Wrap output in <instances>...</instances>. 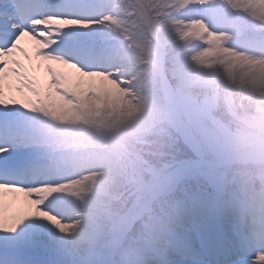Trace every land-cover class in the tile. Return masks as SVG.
Here are the masks:
<instances>
[{
	"label": "rangeland",
	"instance_id": "rangeland-1",
	"mask_svg": "<svg viewBox=\"0 0 264 264\" xmlns=\"http://www.w3.org/2000/svg\"><path fill=\"white\" fill-rule=\"evenodd\" d=\"M128 1L62 0L69 6L68 8L79 9L88 14L82 17L63 14L56 17L57 19L95 22L87 28L79 25L67 27L70 31L64 40L51 35L46 38L40 37L35 41L36 45L28 43L32 46L27 52L10 53L3 57L6 58L5 61L9 57L12 58L10 69L8 63L0 66V99H14L29 105L26 108L21 103L0 104V112L12 113L25 135L26 146L22 147L20 152L24 154L23 158L26 160L24 165L28 168L18 170L17 177L32 179L28 190H35L32 195L25 190L16 191L0 187V224H7L9 218L22 220L23 223L17 228V232L27 223L43 224L51 234L54 252L63 253L68 249L75 252L77 248H83L87 256L80 259L86 264L91 259L89 257L92 256L95 244L90 238L93 230L90 225L95 223L97 208L84 195L94 191L93 187L97 186L92 179H98L104 188L108 187L109 182L110 187L114 189L121 185L124 198L118 200V203L120 208L123 206L120 211L125 221L146 203V195L154 189L151 186V189H148L146 185L157 179L158 175L154 173L163 167L165 154L170 155L172 150L174 152L177 150L180 155L193 157L192 154L195 152L196 146L190 136L178 132L177 126L173 120L171 121L172 117L160 105L162 97L154 90V80L145 77L148 66L144 61L147 57L146 53L142 55L140 51L148 48L151 54L157 53L156 46L151 45L149 42L152 41L147 39L148 27L153 33L159 32L166 42L182 40L191 42L176 54L178 64L174 74L180 86L189 85L190 80L197 76L196 72L211 68L209 53L214 55L217 53V49L209 50L213 42L215 46L218 43L221 45L220 63L217 65L221 76L227 80L231 60L234 58L240 60L239 67L242 68L238 78L240 80L237 82L238 85L233 84V87H241L240 95H246L249 88H252L250 81L260 76L259 73H250L249 68L264 70L263 54H251L245 46L237 45L238 42L233 40L240 35L241 27L236 23L240 18L250 20L253 25L257 24L264 28V0H148L150 4L157 3L160 6L161 13L158 17L161 20L155 21L150 10L143 8L139 20L144 21L148 27L141 26L131 30L133 39L127 38L129 28L123 24L126 21L123 12L129 17L132 10ZM166 6L171 7L169 14L165 12ZM166 13L168 15H165ZM90 34L95 37H90ZM36 46L68 48L70 56L66 55L68 60L59 59L51 54H42ZM0 61L3 60L0 58ZM39 68L40 72L35 73ZM225 78L222 80L223 88L226 86ZM222 90L221 95H225ZM226 93L229 94L228 91ZM216 94H219L218 91ZM80 96L83 99L82 110L91 116V121L92 117L105 113L106 116L121 117L116 123L118 130L126 120L132 125L128 127L130 132L119 134L120 137L131 141L126 146L129 155L123 156L125 169L122 175L119 172L108 174L109 163L112 160L108 154L106 156L99 154V151L96 153L91 151L108 148L109 145L104 146L105 143L118 149L112 144L118 145V138L116 141L117 133L111 130V126L99 125V128L98 124H95L94 128L89 121L87 125L84 117L80 125L77 118L73 119L76 125L72 124V128L76 129L77 134L50 132L51 123L58 124L54 115L66 116L73 111L71 107L78 109ZM193 98L194 96L188 103L180 102L182 108L180 111L191 125L201 132L209 144L210 152L221 156L244 147L250 149L249 151L260 150L248 148L255 146V143L245 138L242 120L247 109L244 107L248 106L247 98L240 101L241 109L233 105L231 107L233 97L227 98L226 103L223 102L216 107H210L211 102L195 103ZM35 101L39 107L44 104L41 106L43 116L28 117V112L23 108H33L30 103ZM20 106L23 107L22 110H18ZM39 107L35 108L40 111ZM194 119L196 125L193 123ZM167 125L170 126L169 130ZM84 129H96L91 131L98 133L99 137L90 135L91 133ZM175 132H178L177 136ZM145 135L149 137L148 143ZM181 135L184 137L183 140ZM134 139L137 142L134 145L138 149L143 147L148 153L154 150L159 152L161 162L152 164L150 161H144L146 160L143 158L144 155L139 153L133 155L131 143ZM54 151H57V154ZM47 156L59 159L58 165H51ZM155 161L158 159L155 158ZM80 162L87 165L79 168L83 165L79 164ZM141 162L151 168V171L144 166L136 171ZM70 166L76 167L77 170L73 171ZM33 167L35 168L30 169ZM261 167L264 165H260ZM30 170H33L32 175L25 178ZM196 172L194 177L207 181L210 185L215 186L221 181L219 174L204 169ZM40 180L45 182L40 183ZM231 180L232 177L227 181ZM132 192L140 194L141 197H135L131 204H124L129 201ZM145 192L146 194L142 196ZM230 201L234 203H222L221 217L216 213L206 212V207L194 205L195 208L191 209L192 204L189 203L184 206L183 213L178 215L168 213L169 221L161 218L157 226L154 225L155 217H151L148 212L136 225L134 224L135 226L133 225L134 227L132 226L135 237L149 231L145 226L150 223V231L161 241H167L163 245L167 251L156 258L158 264H168L169 261L172 264H209L207 260H211L210 264H217L218 257L222 261L242 259L243 264H264V205L261 197H256L252 206L244 205L239 210H236V201ZM73 211L80 214L74 220L71 217ZM110 227L106 241L108 238L111 240L115 234L112 221ZM62 228H66L67 231H61ZM0 233L4 237L11 236L6 231ZM242 243L243 247L248 246L250 250L243 252ZM238 249L241 255L250 254L252 251L254 253L248 257L235 259L233 256L237 254ZM52 257L55 256L52 254ZM75 257H78L76 253ZM67 258L68 256H64L63 259ZM52 261L54 260L50 259V264L56 263Z\"/></svg>",
	"mask_w": 264,
	"mask_h": 264
},
{
	"label": "trees",
	"instance_id": "trees-1",
	"mask_svg": "<svg viewBox=\"0 0 264 264\" xmlns=\"http://www.w3.org/2000/svg\"><path fill=\"white\" fill-rule=\"evenodd\" d=\"M151 13L155 16L158 17L159 14L161 13L160 11V6L156 4H148ZM170 6H166L165 12H170ZM167 13L165 15H168ZM137 17V16H136ZM137 18L134 19L137 20ZM132 28H135L136 23L131 24ZM162 42L164 44L165 50L167 52V62H166V72H167V80H166V87L168 89L169 97L171 102L176 105L179 109L181 108V103H188L189 99H191L193 96V101L195 103L199 102H204V103H209V102H214L216 105L221 104L226 101V99L229 97H233L231 107L232 105L235 106L237 109H241V103L240 101L247 100L248 106L245 105L244 108H247L245 111V116L243 117V127L245 128L244 134L246 135L245 138L252 140V143H255V146H251L248 148H254V149H264V79L259 78V79H254L252 82V88H249L247 91L246 95H240V88L238 86H234L233 84H237L239 82L238 79H235L232 81L231 79L233 78V73H232V67L230 64V75L229 79L227 80L223 75L221 76V72L219 70V64L220 63V56L217 54L216 57V63L211 65V68L205 69L203 72H196L197 76L192 78L190 80L189 85H184L180 86L178 84V78L174 74V70L178 64V58H177V52L184 46H187V43H191L188 40H182L180 42H173L169 41L166 42L164 38L161 36ZM185 44V45H184ZM147 64H148V69L146 71L147 74L153 75L155 79L158 78V69H159V60H160V51L158 50L156 56L152 54H147ZM223 78L226 79V86L223 88L222 87V80ZM225 83V81H224ZM156 90L159 93H162L161 91V86L159 83L156 84ZM227 88V89H225ZM222 89H225L228 91L229 94H227V91H223ZM178 90L177 92H174ZM220 90L224 92L225 95H221ZM218 91L219 94H216ZM215 93V94H214ZM234 93V94H232ZM187 95V96H185ZM191 95V96H188ZM254 96V97H252ZM178 98V99H177ZM184 100V101H183ZM226 103V102H225ZM214 104V105H215ZM196 106H201V104H194ZM210 107H212V104H209ZM241 106V107H240ZM235 108V110H237ZM163 110L167 114L170 115V111L167 109L166 106H163ZM187 119V117H185ZM125 119V118H124ZM126 120V119H125ZM173 123L177 126L178 132L180 134L186 135V131L182 128V126L179 125L178 122H176L174 119ZM110 123V121H107ZM116 122V121H115ZM128 121H124V123L121 125V128L117 130L116 128L114 129V132L117 133L116 139L118 138V142L121 145L120 147L125 149L126 151L130 142L128 141L125 137H120L119 134H124L126 131L130 132V129L128 128ZM169 130L170 126L167 125ZM175 132V136H177V133ZM201 134V133H200ZM202 136V134H201ZM203 137V136H202ZM146 141L148 143L149 137L145 135ZM184 137L181 135V140H183ZM180 141V138L178 139ZM137 143L135 139L133 140L132 147L133 150H131V153L133 155L135 154H141L144 155V159L149 160L150 162L156 164L161 162V155L157 151H152L149 152L141 147L137 148L134 144ZM257 144V145H256ZM177 147V146H176ZM207 149V148H206ZM193 156H197L198 153L196 151V148L194 150ZM174 152L173 150L170 152ZM175 154H179L177 150H175ZM206 155L210 158H213L214 156L210 155L206 151ZM155 158L158 159V161H155ZM166 160L163 162V167L160 169L159 172L154 173L158 175L160 172L164 171L168 167H171L174 164H177L178 162L182 161V159L188 158V156H181V157H173L170 159L169 154H165ZM142 164V163H141ZM144 165V164H143ZM258 166V165H255ZM125 168H120L119 174L124 173ZM230 169H233L232 167ZM137 171V170H136ZM197 171V170H196ZM196 171H191L184 175V177L180 180H178L176 183H174L163 195L162 199H160L155 205H156V210L160 211L162 208L163 209H169L172 208L173 206L177 207L179 209V206L187 204L189 202H194V201H201L205 202V204H214L218 200V196L220 194V191L222 190L223 183L225 181V174L224 172L222 173L221 181L217 183V185L213 186L210 185L207 181H202L199 178L194 177L196 175ZM253 175L255 177H259L261 174H264V167H261L259 169L257 168H252L251 169ZM231 172V171H230ZM249 172L248 166L236 169L233 172V176L235 175L237 177V180H239L240 176L245 175ZM219 171H217V174ZM109 182V181H108ZM258 180H256V186L258 187ZM111 182H109V185L107 188H104L103 186L100 188V192L98 195L95 196L96 201L98 202V207L100 208L97 221L101 223V220H103L104 229L103 231L100 229L97 230V234H99L98 238V243L100 246L95 247L92 250V256L89 257L91 258L88 264H99L106 254L108 253V243L110 239L106 241V238L108 237L109 231H110V221L113 222V228L115 229V233L118 231L120 226L122 225L124 219L122 218V208H120V204L118 203V200L123 199L124 197V190L121 187V185H118L115 189L110 187ZM236 189V183L233 182V178L227 188L224 190L223 194V199L229 202L230 200H236L237 202L240 201H247L249 204L254 201V198L257 196H264V193H260L257 191L251 201L247 200L243 195L239 194L238 191L234 192ZM215 193V194H214ZM135 192L131 193V197L129 201L125 202L124 204H131L135 197ZM121 209V211H120ZM120 211V213H119ZM134 228L130 231L126 239H131L134 238ZM107 243V244H106ZM80 249H76L75 252L73 250L68 253V256H73L75 257V253L78 255V257L75 259L77 263L84 264V262L79 260V254ZM86 256V254L84 255ZM88 256H90L88 254ZM95 260V263H94ZM98 260V262H97ZM97 262V263H96Z\"/></svg>",
	"mask_w": 264,
	"mask_h": 264
},
{
	"label": "snow or ice",
	"instance_id": "snow-or-ice-1",
	"mask_svg": "<svg viewBox=\"0 0 264 264\" xmlns=\"http://www.w3.org/2000/svg\"><path fill=\"white\" fill-rule=\"evenodd\" d=\"M44 6V0H9L6 6H0V52L7 53L15 36L22 30H29L32 17ZM36 21L43 23V19L36 16ZM60 27L79 25L89 27L95 21L78 19H57L54 21ZM12 58L0 61V66L8 63L12 67ZM21 103L24 107L29 105L14 99H0V104ZM25 135L15 122L12 113L0 112V169H22L26 160L20 152L25 147ZM185 165L199 166V161H185ZM9 199H14L9 197ZM22 220L9 218L7 224H0V231L15 233L13 236L0 237V264H50L52 256V237L45 226L40 223L24 224L20 231ZM61 231H67L62 228ZM243 250V243L241 245ZM225 264H243L242 259L226 260Z\"/></svg>",
	"mask_w": 264,
	"mask_h": 264
},
{
	"label": "clouds",
	"instance_id": "clouds-1",
	"mask_svg": "<svg viewBox=\"0 0 264 264\" xmlns=\"http://www.w3.org/2000/svg\"><path fill=\"white\" fill-rule=\"evenodd\" d=\"M254 165H248L249 172L240 176L239 180L233 176V182L236 183V189L239 194L251 201L257 191L264 193V174L255 177L251 171ZM258 180V187L256 186ZM103 223V220H101ZM146 233L131 239H122L120 244L111 249L112 260L110 264H158L157 256L167 249L163 247L167 241H161L151 229V225L146 224ZM168 264H172L171 261Z\"/></svg>",
	"mask_w": 264,
	"mask_h": 264
},
{
	"label": "bare ground",
	"instance_id": "bare-ground-1",
	"mask_svg": "<svg viewBox=\"0 0 264 264\" xmlns=\"http://www.w3.org/2000/svg\"><path fill=\"white\" fill-rule=\"evenodd\" d=\"M55 4V3H54ZM45 11H48L47 9H44ZM33 18V17H32ZM42 19H43V23H41V25L40 26H42L43 27V29L45 30V31H47L48 33L49 32H54V33H59V32H63L62 31V28L60 27V25L59 24H57V23H55L54 21L55 20H57V18H53V19H46L45 17H42ZM32 21H33V19H32ZM42 34H46V32H40V33H38V35L39 36H41L42 37ZM32 35H33V33H32ZM37 39V38H36ZM38 40V39H37ZM23 41H25V42H28V39H26V40H23ZM23 41H21L20 43L23 45V47L26 49V51L29 49V46L28 45H30V44H28V43H25V42H23ZM25 44H28V45H25ZM35 64V63H34ZM40 70H41V68H39V69H37V70H35V73H38V72H40ZM244 158H246V159H250V160H252V159H264V154H249V155H247L246 157H244ZM170 179H171V177H166V178H164L163 180H161L160 182H159V185H158V188H157V190H156V193H160L168 184H169V181H170ZM151 200H153V199H151ZM149 204H150V202H148L147 204H145V206L143 207V209H145V208H148L149 207ZM80 216V214L78 213V211H73V215L71 216L72 217V219L74 220V219H77L78 217ZM122 237V234L120 233L118 236H116V238H115V240H114V242L112 243V245H111V249L112 248H114V247H116V246H118V242L120 241V238ZM112 260V256H111V252H110V256H109V258H108V261L105 263V264H108L110 261Z\"/></svg>",
	"mask_w": 264,
	"mask_h": 264
},
{
	"label": "water",
	"instance_id": "water-1",
	"mask_svg": "<svg viewBox=\"0 0 264 264\" xmlns=\"http://www.w3.org/2000/svg\"><path fill=\"white\" fill-rule=\"evenodd\" d=\"M180 119V118H179ZM183 124L186 126V124L183 122ZM234 159H227V162H232ZM187 167V165L185 164H181L179 166H177L176 168L173 169V172H178L180 170H182L183 168Z\"/></svg>",
	"mask_w": 264,
	"mask_h": 264
}]
</instances>
